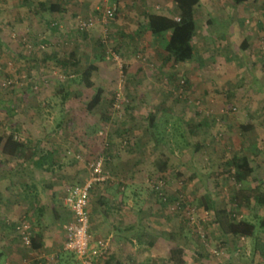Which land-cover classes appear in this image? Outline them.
Returning <instances> with one entry per match:
<instances>
[{
  "label": "rangeland",
  "instance_id": "374dc122",
  "mask_svg": "<svg viewBox=\"0 0 264 264\" xmlns=\"http://www.w3.org/2000/svg\"><path fill=\"white\" fill-rule=\"evenodd\" d=\"M112 3L0 0V137L13 134L27 145L24 158L7 157L0 146V223L15 226L5 245L15 254L14 264H34L36 258L22 240L23 223L31 236L45 229L55 235L50 242L58 243L56 232L68 222L60 204L66 189L83 183L89 162L98 157L114 180L97 187V197L112 183L128 203L151 198L153 219L144 231L145 244L132 247L139 254L134 264H172L167 253L176 248L184 264H264L259 227L264 208L253 203L237 211L257 228L254 237L235 240L226 238L212 223V213L200 206L209 194L216 208H233L238 186L229 165L236 155L247 156L254 168L248 185L264 190V0H201L198 59L174 66L156 59L161 44L153 36L128 37L119 0L115 16L104 17ZM41 4L48 9L60 4L63 10L52 13ZM91 20L94 25L82 31L80 21ZM91 64L97 71L94 87L87 89L80 77ZM98 88L103 102L89 112ZM160 154L170 159L165 205L156 190L162 182L155 166ZM123 157L130 160L122 165L129 175L118 169ZM135 162L132 171L128 165ZM108 240L106 235L99 240L108 250L97 264L112 255ZM58 250L67 259L51 254L47 264H81L62 245Z\"/></svg>",
  "mask_w": 264,
  "mask_h": 264
},
{
  "label": "trees",
  "instance_id": "16d2710c",
  "mask_svg": "<svg viewBox=\"0 0 264 264\" xmlns=\"http://www.w3.org/2000/svg\"><path fill=\"white\" fill-rule=\"evenodd\" d=\"M117 1V0H116ZM182 6L184 9L183 16L180 17V22L174 21L172 18L152 14L148 16V29L151 31L153 36L156 38V43L161 44V48L154 50V55L160 62H171L172 65H178L186 62L197 61L195 47L193 45L194 38L197 34V23L195 20V7L200 3V0H174ZM236 3H241L246 0H235ZM42 8L49 10L52 13L63 10L60 4H51L49 9L41 4ZM115 16V15H114ZM56 29V28H55ZM84 31V30H82ZM243 49L248 48V42L245 40L242 44ZM73 56V55H72ZM56 57V56H55ZM56 59V58H55ZM67 63L66 61H62ZM61 63V62H60ZM97 71V67L94 64L89 65L81 74L80 82H82L87 89L94 87L92 81L93 73ZM104 91L102 88H98L96 94L87 105L89 112H93L100 107L103 102ZM152 121V118H151ZM1 153L11 158H24L27 150V145L18 140L13 134L0 137ZM109 154V153H108ZM108 157H111L109 154ZM47 161V156L41 159V166ZM52 162V161H51ZM170 159L166 154H161L159 160L156 161L155 166L162 182L165 179L164 175L169 168ZM230 168L232 170L231 178L238 186L236 191L231 196L233 204L232 209H218L215 207V202L212 197L207 194L202 197L200 206L204 208L207 213H212V223L215 224L219 231L227 238L233 237L235 240L241 238H252L255 236L256 225L246 219H239L237 217V211L241 208L249 207L253 203L261 208H264V190L261 188L253 189L248 185L249 179L254 173V168L251 164L250 159L245 155H236L230 161ZM162 193L159 195V200L162 204H166L168 199L165 194V187L161 190ZM165 200H162L163 198ZM39 204V194L36 192L33 195V204ZM181 205V204H179ZM91 218V217H90ZM191 217H189V221ZM6 235L11 233L10 230L14 225H4ZM260 229L264 232V216L261 219L259 225ZM197 229V228H196ZM12 231V230H11ZM200 236V235H197ZM42 247V234L41 232H34L31 236V248L35 251L40 250ZM70 257H75L70 252ZM170 262L173 264H184L182 259V250L176 248L170 252ZM60 259L64 258L60 255ZM77 259V258H76ZM78 260V259H77ZM68 262V260H66ZM82 264V263H81Z\"/></svg>",
  "mask_w": 264,
  "mask_h": 264
},
{
  "label": "crops",
  "instance_id": "0c3cea01",
  "mask_svg": "<svg viewBox=\"0 0 264 264\" xmlns=\"http://www.w3.org/2000/svg\"><path fill=\"white\" fill-rule=\"evenodd\" d=\"M249 1L250 0H246L241 3H246ZM119 2L121 3L122 11H125L123 12V17L126 20H128L127 22L130 25V27H128V29H130V32L126 30L127 31L126 33L128 37H131L132 39H134L135 37L137 38V40H142L144 36H148V35L151 37L153 36L151 31L148 29L149 15L158 14L169 18H175V17L180 18L183 16L184 13V9L182 8V6L177 2H175L174 0H119ZM225 2L226 1H223V3ZM200 3L197 7H195V14H194L195 20H196V12L198 11ZM126 4H129V6H126ZM158 6H161L162 8L161 11L156 10ZM207 18L211 19L210 15H207ZM128 23L126 24L127 26ZM197 32H198V27H197ZM196 37L197 34L195 38ZM153 38L156 40L154 36ZM195 38L193 41L194 47L196 43ZM246 41L248 42V46H250L249 44L250 42L247 39ZM195 51H196V47H195ZM246 127L247 126H243V129L245 130L248 129ZM199 146L200 145H198L197 148ZM117 161L118 162L121 161L118 163L119 166L118 169H120V172H124V174L129 175L128 174L129 171L127 169H125L124 171L122 170V165H125L126 162L128 161L130 162L129 158L123 157L121 159H118ZM134 165H136V162L132 165H128L130 166V169L132 171H134L133 170L135 168ZM111 184H108L109 186H107V188L104 189L102 194L100 193L98 197H97V191L98 188L101 187L102 183L97 184L91 193L90 204H89V213L91 217V225L89 231L91 235V240L95 243L101 240L102 236L106 235L107 238L109 237L108 245L111 247L112 255L108 259H106L105 260L106 262H104L103 264H134L135 257H138L139 254H136L135 250L132 247H135L136 244L138 245L141 244L142 246L145 244L144 242L145 237H143L144 231L150 229L151 220L153 219L151 217V213H153L151 207V200H150L151 198L147 199V202H145L144 199L142 198L144 196L142 195L141 197L142 199H140L139 205L138 204L136 205L134 203L132 204L128 203L125 192H122L121 188H118L117 186ZM133 187L134 186H132V188ZM140 194L142 193L140 192ZM60 204L63 206L62 210L64 211V215L65 213H67V217H68L67 220L69 221L70 213L64 205V198H62ZM57 217L58 218L62 217V214L59 213ZM164 225H167L166 230H168V226H169L168 223L165 222ZM63 229L64 230L61 234L60 231L56 232L59 233L58 234L59 239L57 244H55V242L53 241L50 242L52 237H54L55 235H52L48 230L45 231V229L39 231L42 234V247L40 250H37L34 253L36 254L34 264L49 263L51 254H53L52 256L53 258H54V254H57L56 255L57 257L59 256L61 252H59L58 248L61 247V245L63 247L65 245V226H63ZM7 240H8V234L6 235L5 226L1 222L0 243L2 244L1 246L2 249L0 250V264H9V263L14 264L16 262L15 254L14 253L11 254L6 249L5 245L6 243H8ZM165 240H168V237H166ZM126 244H129L130 246L131 249V251H129L130 253L128 252L129 246L126 247ZM122 250H127V253H124V251L122 252ZM170 252L171 251L167 253L168 261H170L171 259ZM102 258L105 259L106 257H102ZM182 259L185 261L186 258L183 257ZM109 260L111 262H108Z\"/></svg>",
  "mask_w": 264,
  "mask_h": 264
},
{
  "label": "built area",
  "instance_id": "2783aa9c",
  "mask_svg": "<svg viewBox=\"0 0 264 264\" xmlns=\"http://www.w3.org/2000/svg\"><path fill=\"white\" fill-rule=\"evenodd\" d=\"M112 1V5L105 8L104 17L111 19L114 17L117 10L116 0ZM176 22H180V18H172ZM94 25L91 21H80V29L87 30ZM89 176L81 184L71 186L66 189L64 196V205L70 213V220L65 226V245L64 250L76 256L82 264H97L100 257L107 253V244L103 241H98L95 246L92 245L90 235L91 218L89 213L90 197L93 189L99 183L112 182L114 178L105 170V159L102 157L92 159L89 164ZM164 187L163 182H159L156 190L159 194L162 193ZM164 197L162 200H165ZM179 205V204H178ZM178 205L173 208L176 209ZM192 215L194 214L191 213ZM194 216V215H193ZM194 220V217H191ZM21 237L24 243L31 245V235L29 226L23 223L20 227ZM199 235L205 240V233L199 230ZM217 253V252H215Z\"/></svg>",
  "mask_w": 264,
  "mask_h": 264
}]
</instances>
